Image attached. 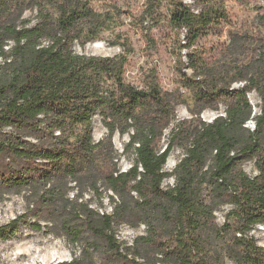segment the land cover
Returning <instances> with one entry per match:
<instances>
[{
    "label": "trees",
    "instance_id": "trees-1",
    "mask_svg": "<svg viewBox=\"0 0 264 264\" xmlns=\"http://www.w3.org/2000/svg\"><path fill=\"white\" fill-rule=\"evenodd\" d=\"M97 1L102 4L0 0L1 186L29 191L32 218L82 246L81 257L57 264H94L95 254L104 255L101 264H224V259L264 264V248L250 235L264 225V51L222 68L188 52L183 68L192 76L182 87L191 92L194 118L181 121L163 147V131L182 103L179 91L162 90L155 73H148L143 88L128 83L124 74L131 50L124 44L123 54L112 58L73 49L74 43L83 47L116 27V4ZM146 1L147 13L156 15L164 6L172 30L185 31L182 49L192 48L207 27L223 18L215 3L195 13L182 1ZM26 12L35 13L33 20L24 18ZM258 21L264 30V16ZM248 41L233 34L228 49L242 54ZM258 41L263 47L264 39ZM234 83L243 86L234 90ZM252 91L261 105L255 128L249 129L252 108L246 95ZM220 101L225 116L203 122L200 114L216 111ZM94 113L107 130L98 143L91 136ZM115 132L129 137L124 153L134 155V161L126 171L115 161ZM175 146L184 149V156L167 173ZM247 158H255V177L241 169ZM169 177L174 185L164 190ZM99 181L112 193L111 213L79 202L82 187L98 193ZM70 183L75 199L68 196ZM222 206L230 209L218 227L214 212ZM132 222L143 224L145 234L123 254L114 227ZM17 223L0 227V240L9 238L8 230L13 235Z\"/></svg>",
    "mask_w": 264,
    "mask_h": 264
},
{
    "label": "rangeland",
    "instance_id": "rangeland-1",
    "mask_svg": "<svg viewBox=\"0 0 264 264\" xmlns=\"http://www.w3.org/2000/svg\"><path fill=\"white\" fill-rule=\"evenodd\" d=\"M92 1L96 5L102 4L97 0ZM177 1H182L195 13L202 9L206 10L212 3L221 5L223 10V18L207 27L203 35L189 50L181 48L185 31L172 30L167 21L166 8L164 6L159 8L156 15L151 16L150 13H147L146 0H111L116 4V27L104 32L99 40L89 42L83 47L77 43L73 44V49L78 54L109 58L123 54L122 45L124 44L127 50H131L127 55L124 74L128 83L143 88L148 73H155L162 90L166 92L179 91L183 96L182 103L175 107L174 119L163 131V147L167 145L171 134L181 121L194 118L190 113L191 92L186 87H182L186 78L192 76L190 70L183 68V64L186 63L185 55L188 52H193L208 66L222 68L225 64L234 63V60L237 63H246L264 51V45L262 47L258 41L261 37L264 39V30L258 21L260 15L264 16V7L260 8L261 0ZM34 15V12H26L24 18L33 20ZM233 34L246 35L249 38V44L245 43V50L242 54L238 55L234 49L232 51L228 49ZM232 53H235L236 56ZM178 70L182 71L178 72ZM182 74H186V76L184 77ZM242 86L243 83H234L231 88L235 90ZM246 97L252 108V116L249 121L254 124V119L259 115L261 100L255 91L248 93ZM225 108L224 101H220L216 111L205 109L199 118L205 123H211L217 117L225 116ZM91 122L93 142L98 143L104 140L107 130L101 123L98 113L92 115ZM128 141V135L121 136L118 132L113 135L112 142L117 155L115 161H117L120 171L129 169L134 161V155L124 153V147ZM183 156L184 149L175 146L167 159L164 171L171 173ZM241 169L249 177L257 176L255 158H247ZM173 185V177L166 178L162 183L164 190L172 188ZM69 186L73 189L69 191L68 196L75 199L77 193L74 189L75 184L70 183ZM82 190L83 196L79 202H86L98 213H111L112 205L108 196H111L112 193L102 181L98 182V193H95L87 185L83 186ZM29 196V191L16 193L0 184V227H5L15 220L18 221L13 235H10V230H8L9 238L0 240V264H32V258L36 259L34 264H57L81 257V245L71 244L57 227L54 228V231H50L46 227L50 226L49 223L32 218L33 204L32 198ZM229 209L230 206H222L214 212L218 227L223 225L224 216ZM31 224H38L40 229H34ZM145 229L143 224L137 222L114 227L115 239L123 254L127 252L128 247L133 245L135 238L145 234ZM250 235L254 237L259 246L264 248V225L256 226ZM131 252L128 251V253ZM50 256H52L51 259ZM103 257L104 255L100 256V254L93 255L94 264L104 263ZM129 258L132 259L133 255L129 254ZM113 264L123 263L115 261ZM224 264L234 263L224 259Z\"/></svg>",
    "mask_w": 264,
    "mask_h": 264
},
{
    "label": "bare ground",
    "instance_id": "bare-ground-1",
    "mask_svg": "<svg viewBox=\"0 0 264 264\" xmlns=\"http://www.w3.org/2000/svg\"><path fill=\"white\" fill-rule=\"evenodd\" d=\"M247 126H248L249 128H251V129L254 128V124H253V122H248ZM51 257H52V256H50V259H51ZM40 261H41V260H40ZM31 263H32V264L36 263V259H35V258H32ZM42 264H43V263H42Z\"/></svg>",
    "mask_w": 264,
    "mask_h": 264
}]
</instances>
